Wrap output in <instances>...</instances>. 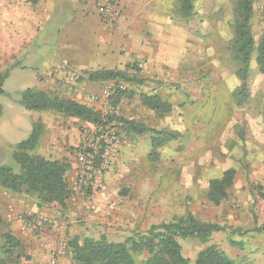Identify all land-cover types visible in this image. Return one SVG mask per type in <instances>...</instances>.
<instances>
[{"label":"crops","instance_id":"obj_1","mask_svg":"<svg viewBox=\"0 0 264 264\" xmlns=\"http://www.w3.org/2000/svg\"><path fill=\"white\" fill-rule=\"evenodd\" d=\"M119 5L120 17L110 21L98 13L92 0H0V78L6 75L3 84L13 74H25L22 81L27 86L21 91L30 88L43 91L47 86L58 87L59 80L49 77L56 71L59 78L67 73L78 76L112 70L136 76L133 69L142 64L143 76L136 81L144 85L141 94L158 95L170 106V111L159 117L174 116L177 120L176 127L165 125L156 129L146 121L155 112L142 106L139 98L131 101L133 109L123 108V119L141 123L158 133L170 132L174 137L154 152L153 134L131 133L130 138H125L117 126L122 145L117 161L103 177V190L92 199L93 221L86 218V209L72 197L65 208L54 203L38 207L32 196L0 189V197L5 196L0 202L1 225L5 233L20 243L19 252L25 249L30 256V261L18 258L19 264H51V252L64 237L105 235L113 241L137 230L140 220L146 227L157 225L162 221L156 216L157 206L161 207L162 217L182 215L183 188L191 190L192 202L197 196V188H193L199 183L196 172L200 165L199 137L204 131L212 144L221 147L219 152H213V157H208L219 174L213 179L222 177L227 170L235 172L227 198L216 211L217 219L206 221L225 229L215 232L207 243L215 245L235 264H264V115L260 105L258 114L255 110L251 115L248 81L242 85L236 77L235 84L223 80L200 85L198 77H192L198 74L197 57L186 55L181 45L178 48L181 50H177L169 38L176 39L180 29L169 18H163L164 13L160 14L168 8L165 3L119 0ZM188 73L190 78L186 80ZM74 90L77 89L67 90L72 101L76 97ZM42 124L44 129L36 153L49 159L67 160L71 168L66 178L71 181L75 175L74 149L80 142L84 124L76 118L64 125L45 120ZM143 138L149 155H160L161 159H167L162 164L174 169L170 173L172 194L160 192L157 202L151 197L155 183L128 178L126 173L125 165L133 160L139 149L137 142ZM188 138L190 160L185 163L182 152ZM182 169L190 170L183 174L184 182L182 173L179 180L175 172ZM119 185L125 187L123 193H119ZM22 212L47 215L53 226L43 227L42 234L34 238L21 227L23 222L14 221L12 214ZM68 255L66 252L57 264H71Z\"/></svg>","mask_w":264,"mask_h":264},{"label":"rangeland","instance_id":"obj_2","mask_svg":"<svg viewBox=\"0 0 264 264\" xmlns=\"http://www.w3.org/2000/svg\"><path fill=\"white\" fill-rule=\"evenodd\" d=\"M94 4L98 7L105 0H92ZM154 1V0H153ZM159 2L165 3L168 8L165 11H160V14L164 13L163 18L170 19L177 29H180V35L169 36V38L173 39V45L176 44L177 50L179 45L185 52V54H191L192 56L197 57V63L199 64L198 74L193 75L197 76V80H199L200 85L203 82H218V81H227L230 84H235L238 82L235 72L237 69V62L235 58V53L233 49V20H234V13H235V0H192L193 12L191 16L184 17L179 10V2L178 0H158ZM122 4V1H121ZM162 18V19H163ZM251 32L254 37L256 46L258 42L264 38V0H255L253 6V15L251 18ZM166 38V37H165ZM180 40V44L178 41ZM198 47V48H197ZM172 48V47H171ZM173 49V48H172ZM197 49V53L195 54V50ZM186 57V56H185ZM134 63L133 65H135ZM132 65V66H133ZM135 67V66H134ZM132 68V67H131ZM138 68H134L133 70L136 72V76H129L127 73L125 78H113V81H117L115 84V92L112 94L110 100L108 101L107 105L101 104H90L87 98L90 95H96L100 93L104 84L108 82L110 79L104 82H89L87 80V74H78V81L77 83L80 86V89L74 92L76 94L75 102L92 108L95 111L99 112L103 117L111 118V122L105 118L108 122L112 125L116 126L113 118H123V108H134V101L139 98L141 92H144L143 84L136 81H140L143 76V69L137 70ZM119 71V70H114ZM121 72V71H119ZM124 73V72H123ZM25 74H13L10 78L4 82L3 90L4 95H0V166L11 167L14 172H19L18 166L15 164L11 157V153L14 150L15 145L18 142H21L28 138L31 133L33 125H41L44 129L42 122L45 120L47 123L53 124H67L72 121V118L67 117L63 114L51 112V111H28L25 110L20 104V97L23 91H21L24 87H26V83L22 81V77ZM184 78L189 79L190 73H188ZM248 90H249V108L252 111L253 115L255 110H257L258 114V107L263 110L264 115V79L263 76L258 72L257 64H256V52L252 54L251 59V69L250 73L248 74ZM122 86L123 88L120 89L119 87ZM116 89H118L116 91ZM21 91V92H20ZM43 91L48 95L55 97L54 91L55 89L50 88L49 86L44 87ZM67 92V91H66ZM56 98V97H55ZM136 98V99H135ZM73 99V98H72ZM77 99V100H76ZM67 100V99H66ZM70 100V98L68 99ZM74 101V100H73ZM133 101V102H131ZM133 105V106H131ZM117 111V116H114L112 113ZM114 116V117H113ZM145 119V118H144ZM143 119V120H144ZM170 119V120H168ZM162 119L156 113L150 115L146 121L149 126L162 129L165 125L168 128L176 127L177 120L172 116V118ZM84 126L81 127V132L89 127L94 126L95 124H88L84 123ZM47 125V124H45ZM117 127V126H116ZM205 131L201 134L202 137H199L200 141V165L198 170L196 171L199 177V183L197 188V196L195 201H191L192 198L190 197V189L183 188V199L184 205L182 208V215H173L170 217H162L163 214L161 213L160 206H157L156 209V216L162 219L161 223H169L172 222L179 217L186 216L188 213L192 214L194 218L198 221L209 223L206 221L217 219L216 211L218 210L219 205H213L207 199V192L208 186L211 179L215 176L219 175L218 170L214 169V166L211 165L208 160L212 158H208L209 156L213 157L215 153L214 151L219 152L221 147L219 145L212 144L213 141H209V138L205 135ZM185 142V150L182 152V157L185 163H188L190 160L189 157V149H190V142L189 138ZM138 150L134 154L133 160L131 162L128 161L126 166V173H128V178L136 179L140 178L141 180H148L149 182H153L156 186H153L151 190L155 202L158 201V195L160 192H171L174 189L173 181L171 182L170 173H174V169L172 170L165 164L167 159H161L160 155L157 154H150V150L146 149V140L143 138L137 142ZM76 151V148L74 149ZM11 151V152H10ZM156 159H152L153 156ZM117 161V160H116ZM115 161V162H116ZM114 162V163H115ZM113 163V164H114ZM113 166V165H112ZM111 166V168H112ZM111 168L106 171L102 178H101V187L96 188H82L80 191L75 192V182H76V167L74 169V177L71 181L67 180L68 188L70 190V197L73 200L78 202L82 209H86L87 211V219L92 220L93 214V202L92 199L101 192L102 185L104 183L105 174L108 173ZM177 173V177L179 175L180 180V172L182 175L184 173L188 174L190 170H181L175 171ZM130 173V174H129ZM186 175H183V182ZM127 178V179H128ZM119 193H123L125 190L124 186H120ZM142 188V185L140 184ZM156 187V188H155ZM1 190L8 191L0 187ZM10 192V191H8ZM13 193V192H11ZM15 194V193H14ZM172 194V192L170 193ZM31 197V196H30ZM138 197V196H137ZM5 196L0 197V202L4 199ZM32 199V198H31ZM194 199V198H193ZM37 205L36 200H34ZM223 203V202H222ZM221 203V204H222ZM220 204V205H221ZM39 205L38 207H41ZM29 212V211H27ZM27 212L21 213H13L12 216L14 221H21L23 222L22 226L24 230H26L32 237L36 238L42 234L43 227L53 226L51 223L41 224L37 222L36 218L39 216L46 217L47 219L51 218L47 215L36 213L32 214L34 217L33 225L28 227L26 224L27 221L20 220V217H25L28 215ZM162 214V215H161ZM160 216V217H159ZM33 220V218H31ZM52 221V220H51ZM93 221V220H92ZM0 221V229L2 232L5 233L3 226L1 225ZM157 224V225H159ZM137 230L133 233L128 234L126 236H121L120 239H114L113 241L109 240L105 235H101L105 237L110 242L121 243L124 242L128 237L132 236L134 233L144 234L146 230H149L150 227H146L143 225L142 220L138 222L136 226ZM109 228H113L110 226ZM99 236V237H101ZM93 238V237H80L77 235L64 237L62 241L67 243V252H68V243L72 238ZM98 237V238H99ZM264 237V234H263ZM93 238V239H98ZM16 239V238H15ZM17 240V239H16ZM210 241V240H209ZM208 241V242H209ZM180 245L182 247L183 256L190 261V264H194V261L197 255L206 247L210 246L208 243L202 244L198 240L195 239H186L181 240ZM215 246V245H214ZM3 247V242L0 240V260L5 258V255L1 252V248ZM217 248V247H216ZM218 249V248H217ZM219 250V249H218ZM220 251V250H219ZM69 253V252H68ZM69 260L71 264H76L72 261L71 255L69 253ZM18 258H22L23 260L30 261V256L26 255V250L22 249L21 252H16L9 260V264H19ZM143 257L139 258L137 264H140V261Z\"/></svg>","mask_w":264,"mask_h":264},{"label":"trees","instance_id":"obj_3","mask_svg":"<svg viewBox=\"0 0 264 264\" xmlns=\"http://www.w3.org/2000/svg\"><path fill=\"white\" fill-rule=\"evenodd\" d=\"M255 0H235V13L232 24L233 49L237 62L235 72L238 80L244 85L251 69V59L256 52V64L264 79V38L256 46L251 32V18ZM180 13L184 17L193 12L192 0H178ZM89 82H104L113 78H125V73L119 71H95L86 73ZM6 75L0 78V95L4 94L2 84ZM244 86H242L243 89ZM139 100L142 106L162 116L170 111L169 104L158 95L141 94ZM21 106L28 111H51L72 117L88 124L101 123L105 118L92 108L83 106L72 100H60L39 89L30 88L22 92ZM116 126L122 129L125 138L131 133L143 135L153 134L152 148L154 152L170 141L172 133H158L148 129L141 123L113 118ZM43 127L33 125L27 139L15 145L11 157L19 168L14 172L11 167L0 166V187L15 194L32 196L39 205L57 204L65 208L70 197L66 174L71 166L67 160H55L36 153ZM235 172L227 170L222 177L209 182L207 199L213 205H220L227 198ZM225 227L213 223L198 221L192 215L169 222L154 225L144 234L134 233L124 242L115 243L101 236L93 238H72L68 243V252L76 264H190L183 256L181 240L195 239L206 244L210 237ZM3 242L1 252L5 255L0 264H9L10 258L20 251V243L10 234L1 233ZM194 264H235L215 246H206L196 257Z\"/></svg>","mask_w":264,"mask_h":264},{"label":"built area","instance_id":"obj_4","mask_svg":"<svg viewBox=\"0 0 264 264\" xmlns=\"http://www.w3.org/2000/svg\"><path fill=\"white\" fill-rule=\"evenodd\" d=\"M98 13L105 19L113 21L120 17L121 8L119 0H105L97 7ZM143 69V65H138V70ZM59 71L53 72L49 77L53 78L58 87L53 92L55 97L60 100H68L67 90L80 89L78 76L72 73L63 74L59 78ZM117 81L110 79L106 82L96 95H90L87 100L90 104L107 105L112 94L115 92V84ZM120 89L123 87L120 86ZM118 89H116L117 91ZM71 100V98H70ZM117 116V111L112 113ZM113 116V117H114ZM122 145L121 136L116 126L112 125L107 120L97 123L88 129L81 132V138L75 151V167H76V182L73 188L75 192L82 188H96L101 187V178L103 174L108 171L119 155V150ZM23 216V215H22ZM20 217V220L27 221L28 227L33 225V215H25ZM33 218V220L31 219ZM37 222L41 224H48L50 221L43 216L36 218ZM67 252V243L59 241L58 246L51 252V264H57L58 259Z\"/></svg>","mask_w":264,"mask_h":264}]
</instances>
